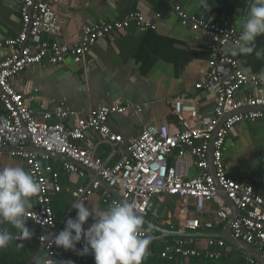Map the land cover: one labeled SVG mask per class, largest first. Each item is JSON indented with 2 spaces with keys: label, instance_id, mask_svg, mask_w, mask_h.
Listing matches in <instances>:
<instances>
[{
  "label": "built area",
  "instance_id": "obj_1",
  "mask_svg": "<svg viewBox=\"0 0 264 264\" xmlns=\"http://www.w3.org/2000/svg\"><path fill=\"white\" fill-rule=\"evenodd\" d=\"M18 1L22 29L16 39L5 42L7 55L0 60V103L5 111L0 117V159L8 156L23 161L28 173L42 184V191L36 198L37 208L30 210L27 220L54 232L59 229L52 206L53 195L62 191L60 173L50 164L51 159H57L50 153H55L69 159L62 165L69 174L86 176L75 163L98 173L125 200L135 203L140 216L148 214L155 198L167 195L180 199L182 230L211 231L229 221L232 210L221 198V188L241 213L231 224L234 238L253 245L264 254V197L256 190L255 180L239 182L232 178L224 158L228 138L237 125L264 120V80L246 71L239 60L224 51L238 39L242 30L190 16L180 3H173L171 11L184 28L211 40L209 69L196 88L211 92L214 106L209 114H203L197 101L177 97L171 111L174 129L155 122L126 143L123 135L111 129L109 120L116 114L132 112L138 115L142 111L140 106L104 105L84 116L76 111H48L37 115L24 94L16 90L13 81L26 70L43 63L62 67L72 60L82 64L97 41L127 31L133 25L142 32L156 30L162 14L147 18L140 12H133L121 20L91 22L77 41L62 43L58 37L63 34L67 21L58 14L55 5L64 0ZM252 90L257 94H252ZM230 114L232 116L217 131L221 119ZM74 117H78L77 123L69 126L68 121ZM88 132L98 135L99 141L85 147L83 143ZM215 134L213 164L216 176L213 177L209 172V151ZM29 145L43 153L29 150ZM102 146L108 148L105 158L99 154ZM192 167L200 174L195 180L189 179ZM100 189V183L94 179L87 186L76 188L72 196L75 202L86 201ZM104 196L110 205L113 201L119 203L109 191H104ZM208 203H215L219 208L212 220L203 221ZM193 206L201 218L191 216ZM144 227L147 228L145 224ZM55 235L37 238L43 250L49 252L48 258L53 260L56 246L47 247V239L41 238ZM193 242L192 238L167 242L161 256L169 260L203 256L219 260L224 256L226 242L223 239L209 238V247L219 250L208 252L194 248ZM80 245L83 246V242ZM247 261L260 264L249 256Z\"/></svg>",
  "mask_w": 264,
  "mask_h": 264
},
{
  "label": "crops",
  "instance_id": "obj_2",
  "mask_svg": "<svg viewBox=\"0 0 264 264\" xmlns=\"http://www.w3.org/2000/svg\"><path fill=\"white\" fill-rule=\"evenodd\" d=\"M173 3H180L190 16L243 30L251 0H208L209 9L202 7L200 0H64L55 5L58 14L67 21L63 34L58 37L62 43L77 41L84 27L91 22L121 20L133 12H140L147 18H154L160 13L162 18L157 21L156 30L142 32L133 25L127 31L97 41L82 64L68 60L62 67L43 63L28 69L15 78L14 87L24 94L37 115L48 111H76L84 116L104 105L123 103L140 106L142 111L138 115L132 112L116 114L109 120L111 129L123 135L126 143L137 137L145 126L155 122L167 124L174 129L171 111L177 97L184 96L197 101L201 112L209 114L215 103L214 95L208 91H198L196 84L209 69L211 40L201 33L184 28L171 11ZM21 29L19 1L0 0V60L7 55L5 42L16 39ZM257 48L264 49V36L257 39ZM234 58L251 74L259 76L264 71V59H256L254 53ZM251 93L257 94L254 90ZM77 120L78 117L70 119L69 126H75ZM98 141V135L88 132L83 145L86 147ZM108 153L107 147L102 146L99 150L102 158L107 157ZM224 158L232 178L239 182L255 180L256 190L264 197V120L237 125L228 138ZM64 161L60 158L50 161L60 173L59 183L62 187L60 193L53 195L52 202L59 229L56 232L44 231L27 221L30 230L34 231L33 238L30 241H17L23 244V249L11 246L0 251V264H35L34 257L41 254L48 258L37 238L42 235H58L65 228L67 219H75L77 216L76 209L71 208L75 203L72 193L96 178L89 174L79 177L65 172L62 166ZM8 166L21 167L28 172L23 161L8 156L1 158L0 168ZM199 175L192 167L189 179L195 180ZM104 191L101 188L84 201L85 206L101 210L110 206L109 202H105ZM156 199L157 204L162 203L166 207L165 214L156 215V204L146 218L164 232L162 235L151 229L149 234L153 236V241L143 264H248V255L227 243L223 250L224 256L219 260L205 256L176 257L174 260L163 258L161 254L167 242L190 237L173 236V233L182 231L181 200L167 195ZM36 208L34 198L31 210ZM218 208L217 204L208 203L202 220H212ZM191 216L201 218L194 206ZM92 223L90 218L85 229ZM227 226L228 221L211 231L188 230L195 233L191 237L194 240L193 247L202 252L219 250L218 247H209L208 239L211 234L223 237ZM82 248L80 244L77 245V249ZM53 258L57 264L62 261L95 264L94 255L79 256L58 247Z\"/></svg>",
  "mask_w": 264,
  "mask_h": 264
},
{
  "label": "clouds",
  "instance_id": "obj_3",
  "mask_svg": "<svg viewBox=\"0 0 264 264\" xmlns=\"http://www.w3.org/2000/svg\"><path fill=\"white\" fill-rule=\"evenodd\" d=\"M200 4L205 9L210 8L208 0H200ZM262 36L264 0H251L242 33L224 51L232 57L254 53L256 59H264V49L257 48V39ZM258 78L264 80V71ZM41 191L42 184L23 168H0V251L11 246L23 249V244L17 241L33 238L34 231L28 227L27 219L34 207V198L38 199ZM71 208L77 211L75 219H67L65 228L58 235L41 238L47 239V247L54 244L79 256L94 255L95 264H143L149 255L153 236L149 234L151 228L144 227L145 221L137 213L134 202L113 201L101 210L94 206L89 209L84 201H77ZM90 218L93 223L85 229ZM82 242V250L77 249ZM34 261L35 264H57L42 254L34 257ZM61 264L74 262L62 261Z\"/></svg>",
  "mask_w": 264,
  "mask_h": 264
},
{
  "label": "water",
  "instance_id": "obj_4",
  "mask_svg": "<svg viewBox=\"0 0 264 264\" xmlns=\"http://www.w3.org/2000/svg\"><path fill=\"white\" fill-rule=\"evenodd\" d=\"M232 114L230 115H226V117L222 118L221 121L218 124V128L217 131L224 125V123L226 122V120L231 117ZM215 137L216 134L214 135L213 139H212V143H211V147H210V151H209V172L210 174L215 177L216 173H215V167L213 164V153H214V142H215ZM29 150L31 151H36L39 153H43V150L38 149L37 147H34L32 145H29L27 147ZM50 155L60 158V159H64V160H69L66 156H61V155H57L55 153H50ZM75 163V162H74ZM77 166H79L82 170H84L87 174H89L91 177L96 178V181H98L101 185V188L105 189L106 191H109L112 196L117 199L119 202H123V201H127L125 200V198L121 195V193H119L118 190H116L115 188L111 187L108 183H106L105 180H103V178L96 173L95 171H93L92 169H89L87 167H83L80 164L75 163ZM220 189V196L221 198L224 199L225 203L227 204V206H229L232 210V214L231 217L228 221V226H227V231H225V235L222 237L221 235H214L211 234L209 237L210 238H219V239H224L225 242L233 247H236L240 250H242L244 253H246L249 257L254 258L255 260H257L260 264H264V254L261 250H259L258 248L254 247L251 244L246 243L243 240H238L235 239L231 230V224L232 222H234L236 216H239L241 213L240 211L237 209V207L234 205V203L232 202L231 199H229V197L227 196V194L221 189ZM128 202V201H127ZM158 202V200L155 198L151 201L150 207H149V211L152 210L153 205H156ZM158 208L156 209V215L160 216L161 214H165L164 212L166 207H164V205H162V203H158ZM155 208V207H154ZM141 218L145 221V226L147 228H151L152 230H156L159 233H161L163 235V230L160 228H158L157 226L153 225L147 218L146 216H141ZM30 223L34 224L32 221L27 220ZM35 225V224H34ZM36 226V225H35ZM38 228H40L39 226H37ZM44 231H48L50 229L48 228H41ZM52 232H54L53 230H51ZM173 236H179V237H194L195 233L193 232H189L188 230H182L179 232H175L173 233ZM57 247H55L54 252H56ZM46 253L49 256V252L46 251Z\"/></svg>",
  "mask_w": 264,
  "mask_h": 264
},
{
  "label": "trees",
  "instance_id": "obj_5",
  "mask_svg": "<svg viewBox=\"0 0 264 264\" xmlns=\"http://www.w3.org/2000/svg\"><path fill=\"white\" fill-rule=\"evenodd\" d=\"M5 114V111L3 109V106L0 103V117L3 116Z\"/></svg>",
  "mask_w": 264,
  "mask_h": 264
}]
</instances>
